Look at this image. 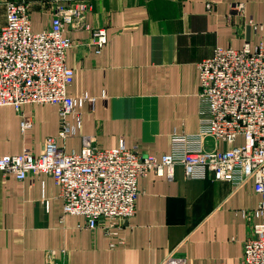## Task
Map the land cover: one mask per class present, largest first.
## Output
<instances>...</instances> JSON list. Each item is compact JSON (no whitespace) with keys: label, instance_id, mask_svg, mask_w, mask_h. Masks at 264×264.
Returning a JSON list of instances; mask_svg holds the SVG:
<instances>
[{"label":"crops","instance_id":"0c3cea01","mask_svg":"<svg viewBox=\"0 0 264 264\" xmlns=\"http://www.w3.org/2000/svg\"><path fill=\"white\" fill-rule=\"evenodd\" d=\"M9 1L21 0H0V28ZM22 1L40 32L57 3L77 0ZM85 1V22L104 27L107 43L96 53L90 30L66 33L74 42L66 61L75 71L68 94L96 98L79 107L82 128L68 139V152L80 151L83 136H91L103 148L125 143L162 157L173 131H198V63L216 47L254 48L264 37V0ZM27 117L32 125L23 130ZM59 127L58 105L0 106V156L25 149L38 155ZM139 188L131 220L113 225L102 218L91 229L84 216L64 214L54 177L18 180L0 172V264H160L171 255L188 264H241L253 223L244 211L261 198L252 182L235 189L229 181L190 179L177 166L174 179L152 172Z\"/></svg>","mask_w":264,"mask_h":264},{"label":"built area","instance_id":"2783aa9c","mask_svg":"<svg viewBox=\"0 0 264 264\" xmlns=\"http://www.w3.org/2000/svg\"><path fill=\"white\" fill-rule=\"evenodd\" d=\"M89 10L85 0L57 3L51 24L35 32L29 3H7L6 23L0 28V106L21 111L26 104L58 105L60 127L56 136L46 138L38 155L25 149L0 156V172L18 180L42 173L54 177L64 214L84 216L91 229L102 218L113 225L131 220L137 213L139 180L152 172L174 179L176 167L182 166L190 179L229 181L235 189L252 182L261 198L257 207L244 211L253 223L241 264H264V37L254 48L249 43L240 49L216 47L198 63V131H173L170 150L162 157L125 143L103 148L91 136H83L80 151L68 152V139L82 128L79 107L94 105L96 98L68 94L75 71L66 61L74 45L66 33L69 28L90 30L96 53L107 43L104 27L85 22ZM31 125L30 117L22 121L23 130ZM240 136L243 142L237 144ZM209 140H214L211 147ZM160 264L188 263L171 255Z\"/></svg>","mask_w":264,"mask_h":264},{"label":"rangeland","instance_id":"374dc122","mask_svg":"<svg viewBox=\"0 0 264 264\" xmlns=\"http://www.w3.org/2000/svg\"><path fill=\"white\" fill-rule=\"evenodd\" d=\"M206 59V58H205Z\"/></svg>","mask_w":264,"mask_h":264}]
</instances>
